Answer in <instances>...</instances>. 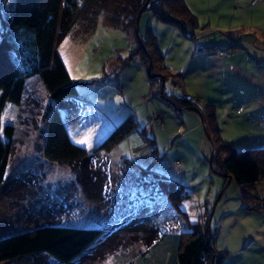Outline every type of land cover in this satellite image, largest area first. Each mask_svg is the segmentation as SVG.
<instances>
[{
	"label": "rangeland",
	"instance_id": "obj_1",
	"mask_svg": "<svg viewBox=\"0 0 264 264\" xmlns=\"http://www.w3.org/2000/svg\"><path fill=\"white\" fill-rule=\"evenodd\" d=\"M14 1L0 0V19ZM130 1L97 0L95 6L102 4L97 23L86 28V17L82 18L78 26L85 29L60 42L58 52L79 82L73 108V100L62 105L52 100L37 75L28 80L37 100L19 111L16 103L8 102L3 123H13L16 131L7 174L28 176L37 171L31 180H40L37 185L42 188L23 196L37 185H14L21 194L10 197L5 193L13 187L4 193L0 185V230L42 222L100 224L106 228L104 234L70 264H140L150 248L146 234L134 226L150 227L147 235L153 236V227L179 222L175 219L183 215L168 196L156 192L158 173L184 186L179 205L190 224L206 229L210 212L217 229L211 261L218 264L222 252L221 264H264V210L247 207L234 179L223 191L228 178L215 159L216 144L211 163L212 142L202 114L167 100L187 92L195 96L201 112L212 103L223 138L238 148L264 146V0H185L195 19L185 20V29L158 18L151 7L142 10L140 34L151 27L166 70L178 74L154 80L141 54H131L139 41L136 13H128ZM211 80L221 88L217 101H207ZM53 108L63 114L71 140L88 137L83 146L91 151L125 117L132 115L137 128L103 149L104 163L90 166L80 180L72 165L42 154L47 115ZM30 156L33 162L27 161ZM249 191L264 201V179ZM181 224L174 229L180 230ZM45 262L62 264L45 253L8 264Z\"/></svg>",
	"mask_w": 264,
	"mask_h": 264
},
{
	"label": "trees",
	"instance_id": "obj_2",
	"mask_svg": "<svg viewBox=\"0 0 264 264\" xmlns=\"http://www.w3.org/2000/svg\"><path fill=\"white\" fill-rule=\"evenodd\" d=\"M96 1H14L8 15L0 19V116L3 117L8 102L16 103L19 111L37 100V94L30 92L28 87V80L34 75L41 78L48 95L59 105L73 100L77 96L79 82L72 79L58 52V46L68 34L81 33L85 29L78 26L84 23L82 18L86 17V28L93 27L97 23V15L102 4L98 3L95 6ZM129 3V15L136 13L135 24L137 15L143 7V11L147 7H151L158 18L176 23L184 29L185 20L195 23L194 16L185 0H149V2L133 0ZM144 3L147 5L144 6ZM110 21L114 25L131 30L130 25L112 19ZM136 36L139 43L133 47L131 54H141L152 80L155 76L165 79L168 75H178L166 70L164 53L157 41V35L150 26L145 28L142 35L138 31ZM167 100L180 109H186L187 106L192 105L198 107L195 96L187 92L183 96H167ZM74 104L73 100L69 105L73 108ZM66 110L68 111V107ZM201 114L206 120V125L219 152L215 159L217 161L219 159L218 163L223 170L232 175L231 180L236 181L240 190L239 195L247 207L257 211L264 210L263 199L259 201L261 195L249 191L261 179H264V146L238 148L223 138L220 135L221 128L217 121L214 104L207 102ZM47 117L45 143L41 148L42 154L47 160L72 165L75 174H77L76 177L80 180H82L81 175L86 176L90 166L98 168L100 163H104L105 159L100 157V152L103 149H110L120 138L137 128V121L132 115H129L117 123L112 131L91 151L71 140L65 118L58 108L51 109ZM15 131L16 126L13 123L5 121L0 124V185L4 193L13 187L10 192L5 193L10 197L21 194L20 188H15L14 185L26 182V185L29 183L37 185L40 182V180H31L35 173H38L34 170L28 176H23L21 172L13 177H8L10 156L15 145ZM147 170L149 171V169ZM157 175L156 192L168 196L172 203L179 207L183 215L175 219L179 222L157 225L156 229L153 227L156 232V235L153 236L147 235L150 227L132 225L137 228L138 232L146 234V245L154 250V260L150 261V264H211L214 250L209 244V240L211 239L213 244H216L214 231L217 229L209 217L210 212L208 211V218L205 216L206 229H201L200 225L195 223L190 224L186 213L179 205L180 200L186 194L184 186L167 176L158 173ZM136 177L138 176L136 175ZM41 188L42 185H37L34 190L23 193V196L29 192L35 194ZM180 223H182L181 229H174ZM105 229L100 224L63 222H42L12 230L5 227L0 230V264H8L17 258L40 253L48 254L58 263L70 264L99 239ZM129 231L134 232L133 228H130ZM145 258L142 259V264H144ZM222 259L223 253L221 252L217 257V263L221 264Z\"/></svg>",
	"mask_w": 264,
	"mask_h": 264
},
{
	"label": "water",
	"instance_id": "obj_3",
	"mask_svg": "<svg viewBox=\"0 0 264 264\" xmlns=\"http://www.w3.org/2000/svg\"><path fill=\"white\" fill-rule=\"evenodd\" d=\"M147 2H149V0H147ZM144 8V7H143ZM143 8L141 9V11L139 12V14L137 15V19H136V30L139 31V20H140V15H141V12L143 10ZM186 109H193V110H197L198 112L201 113V111L199 110V108L195 105H192V106H187ZM203 123H204V126H205V130H206V134L208 136V138L211 140L212 142V154H211V163H212V158L214 157V153H215V143H214V140L212 138V135L210 133V131L208 130V127L207 125L205 124L204 122V118H203ZM224 176H226L228 178V182L225 184L224 186V189L223 191L225 190V188L228 186V183L230 182L231 178H232V175L231 174H228L227 172L225 171H220ZM223 191L221 192L220 196L222 195ZM219 196V197H220ZM218 199V198H217ZM218 200H216L217 202ZM216 203L214 204L213 206V209L215 207ZM211 264H214V260H212V263Z\"/></svg>",
	"mask_w": 264,
	"mask_h": 264
},
{
	"label": "crops",
	"instance_id": "obj_4",
	"mask_svg": "<svg viewBox=\"0 0 264 264\" xmlns=\"http://www.w3.org/2000/svg\"><path fill=\"white\" fill-rule=\"evenodd\" d=\"M142 30H143V28H142ZM218 89L221 91L220 86L214 80H211V82L209 83V93H208V96H207L208 97L207 101H209V100L210 101H217L218 100V97H217L218 96ZM220 97H221V95H220ZM27 161L28 162H31V161L33 162L34 158H32V156H30L29 159H27ZM29 164H31V163H29ZM15 175L16 174L14 173V174H12V176L8 175V177H13ZM229 198L230 197H228L227 199H229ZM216 247H217V245H216ZM153 253H154V250L151 248L149 250L148 256H146V258H145L146 261L148 262V264H150V261L154 260ZM142 263L140 262V264H142Z\"/></svg>",
	"mask_w": 264,
	"mask_h": 264
},
{
	"label": "snow or ice",
	"instance_id": "obj_5",
	"mask_svg": "<svg viewBox=\"0 0 264 264\" xmlns=\"http://www.w3.org/2000/svg\"><path fill=\"white\" fill-rule=\"evenodd\" d=\"M4 117L0 116V124H2ZM89 142L88 137H84L83 139L77 140L76 143L84 145Z\"/></svg>",
	"mask_w": 264,
	"mask_h": 264
},
{
	"label": "built area",
	"instance_id": "obj_6",
	"mask_svg": "<svg viewBox=\"0 0 264 264\" xmlns=\"http://www.w3.org/2000/svg\"><path fill=\"white\" fill-rule=\"evenodd\" d=\"M218 52L220 53V54H225L226 53V50H224V49H219L218 50ZM120 89V92H122L123 90H122V88H119ZM209 244L212 246V244H213V241L210 239L209 240Z\"/></svg>",
	"mask_w": 264,
	"mask_h": 264
}]
</instances>
